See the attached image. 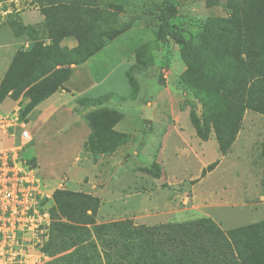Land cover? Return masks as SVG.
<instances>
[{
  "label": "trees",
  "instance_id": "1",
  "mask_svg": "<svg viewBox=\"0 0 264 264\" xmlns=\"http://www.w3.org/2000/svg\"><path fill=\"white\" fill-rule=\"evenodd\" d=\"M34 1L45 17L42 31L52 43L47 44L36 27L12 21L16 32L24 29L33 40L17 51L0 84L1 103L8 97L28 100L22 117L63 87L72 64L90 59L129 28L119 26L118 13L98 6L97 0ZM226 1L229 15L209 17L198 37L186 39L172 24L178 0H162L156 33L165 47L172 41L182 45L187 68L177 87L201 103V115L194 109L190 113L196 134L208 141L214 131L222 153L230 151L247 110L264 114V0ZM65 37H75L78 45L72 50L61 47ZM137 59L135 67L153 63L150 44ZM128 76L137 85L131 70ZM110 98L126 99L109 92L79 103L101 106ZM122 115L106 106L87 115L91 131L85 149L94 160L112 154L127 140L128 135L115 129ZM262 168L264 191V138ZM148 170L161 177L159 162ZM53 198L54 220L44 246L52 258L48 264H264V219L228 230L209 216L155 225H136L132 219L98 223L99 196L59 188Z\"/></svg>",
  "mask_w": 264,
  "mask_h": 264
},
{
  "label": "rangeland",
  "instance_id": "2",
  "mask_svg": "<svg viewBox=\"0 0 264 264\" xmlns=\"http://www.w3.org/2000/svg\"><path fill=\"white\" fill-rule=\"evenodd\" d=\"M161 2L97 0L98 6L118 13L119 26L129 25V28L90 59L72 64L75 67L70 79L60 88L79 90L90 83L91 91L79 96L97 98L114 92L126 97L103 102V106L123 114L116 126L117 132L128 135L122 146L99 161L87 157L90 153L84 141L91 131L87 124L90 112L89 107L79 101L76 108L65 109L55 118L54 127L40 128L36 140V131L32 129L30 145L34 144L40 152L39 161L42 169H47H43L45 173L51 168L50 164L61 167L50 169L57 174L56 180L69 178L62 167L67 169L73 162L78 168H89L86 170L90 174L83 178L82 191L92 190L95 196L101 193L98 223L132 219L136 225H155L209 216L228 230L261 221L264 219V114L246 111L228 153L221 152L214 131L208 141L200 139L190 113L194 109L201 115L202 105L193 95L177 87L179 76L187 68L181 57L182 45L172 41L165 47L156 39ZM178 8L172 24L186 39L198 37L209 17L230 13L226 0L217 3L178 0ZM14 16L16 14L10 17L11 25ZM16 18L18 21L19 17ZM147 44L153 50V63L135 67L138 53ZM75 47L64 48L72 50ZM2 62L0 59V72L5 63ZM75 69L78 75L72 79ZM130 70L137 85L129 79ZM80 72L85 75L82 77ZM67 98L68 105H73L74 97L71 99L67 93L66 101ZM17 100L26 105L23 97ZM17 100L8 97L2 104L8 109ZM97 105L92 106L100 107ZM33 160L38 163L35 158ZM156 161L162 166L160 178L148 170ZM210 164H214L213 169H208ZM44 171L41 170L42 175Z\"/></svg>",
  "mask_w": 264,
  "mask_h": 264
},
{
  "label": "built area",
  "instance_id": "3",
  "mask_svg": "<svg viewBox=\"0 0 264 264\" xmlns=\"http://www.w3.org/2000/svg\"><path fill=\"white\" fill-rule=\"evenodd\" d=\"M32 140L21 107L0 102V264H48L53 192L24 151ZM62 187V186H61Z\"/></svg>",
  "mask_w": 264,
  "mask_h": 264
},
{
  "label": "crops",
  "instance_id": "4",
  "mask_svg": "<svg viewBox=\"0 0 264 264\" xmlns=\"http://www.w3.org/2000/svg\"><path fill=\"white\" fill-rule=\"evenodd\" d=\"M13 14H16V16H14L15 18H13L14 19L13 21H16L15 20L17 19L16 17H19L18 22H20L23 26L36 27L37 30H41L40 34L38 35L42 36V38L47 44L52 43V39L48 38L47 35L42 31L44 15L41 13L37 2H35L34 0H5V1L0 2V15L2 19V21H0L1 22L0 24H3V26H0V49H1L0 59H2L3 62H5L4 67L2 68V71L0 72V84L6 72L8 71V68L15 54L17 53V51L20 48H28L33 40L32 39L33 37L30 36L26 31H24V29L18 30L17 32L14 30V28L10 24L11 23L10 17L13 16ZM60 44L62 47L72 48L78 45V40L75 37H66L62 39ZM71 67L74 68L75 66H71ZM76 71L77 70L75 69L72 79H75L76 76L78 75ZM80 75H82L83 77L85 73L82 72ZM83 79H86V78H83ZM91 89H92V86L90 83L84 85L79 90L71 89V91H67L66 89H61L55 92L53 95H51L46 100L36 105V107L31 112H29L25 117H23V118H26L30 122V131H32V129L36 131L35 140L39 137L40 128L42 129L44 127H54L55 118L61 115L63 113V110L65 109H68L70 111L71 109L76 108L77 101L84 98V96H79V94H87L91 91ZM67 93L70 94L71 99H73L74 97L75 100H74L73 105L71 104L68 105L70 100L69 98H67V101H66ZM21 102H22L21 100L15 101V104L11 108H8V109H12L16 106H20L21 115H22V110L24 109V106L21 104ZM26 103H28V100ZM102 106L103 105H101L100 107ZM88 107H89L88 108L89 112L96 109V106H88ZM71 123H70V126H72V128H76V125L75 124L71 125ZM115 129H117V127H115ZM72 135L74 137H78L75 134H72ZM88 137L84 141V144H86ZM35 140H34V143H35ZM32 141H33V136H32V140L30 144L32 143ZM30 144L27 146V148L24 151L26 157L31 158V159L35 158L38 161L37 164L40 167V171L41 170L46 171L47 169L45 167H43L44 170L42 169L41 167L42 163L39 161V157H42L40 152L38 151V149L35 147L34 144L33 145H30ZM87 157L94 160L91 154H87ZM102 157L103 156L99 157L97 160H94V161H99ZM76 160L78 161L79 157H77ZM67 161L68 160L63 161L62 163L63 164L67 163ZM55 166L57 167L59 165L56 163L49 165V167H51L50 169L54 168ZM62 168L63 170L67 171L69 178H63V179L61 178V179L56 180L54 178L57 174L51 172L50 169L48 170L47 173H45V171L43 172L45 173V175H42V176L46 180L47 188L50 191H52L53 194H54V191L59 188L70 189L74 191H82L83 190L82 184L84 182L83 178L90 174L89 171L86 170L89 168H86V169L78 168L75 162H73L70 166H68L67 169H65V167H62ZM57 169H61V167L60 168L57 167ZM55 181L57 182H56V185L54 186L53 183H55ZM86 192L96 195V193L94 194L92 190H88Z\"/></svg>",
  "mask_w": 264,
  "mask_h": 264
}]
</instances>
